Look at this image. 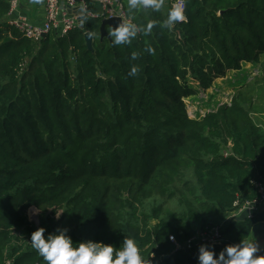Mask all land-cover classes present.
Listing matches in <instances>:
<instances>
[{
  "label": "trees",
  "instance_id": "trees-1",
  "mask_svg": "<svg viewBox=\"0 0 264 264\" xmlns=\"http://www.w3.org/2000/svg\"><path fill=\"white\" fill-rule=\"evenodd\" d=\"M10 1L0 0V264H45L30 241L39 227L117 250L133 239L145 264H198L201 244L219 255L250 240L264 216L247 226L226 220L264 182L255 87L202 119L189 116L185 99L198 93L191 82L206 90L242 62L261 61L264 0H181L184 20L170 27L180 0L129 8L138 31L122 45L91 18L33 41L7 21ZM222 222L223 244L176 247Z\"/></svg>",
  "mask_w": 264,
  "mask_h": 264
},
{
  "label": "clouds",
  "instance_id": "clouds-1",
  "mask_svg": "<svg viewBox=\"0 0 264 264\" xmlns=\"http://www.w3.org/2000/svg\"><path fill=\"white\" fill-rule=\"evenodd\" d=\"M36 5H42L43 0H32ZM129 8H151L159 11L163 0H128ZM184 20L183 7L172 8L165 22V27ZM152 25L148 26L150 31ZM147 34V32L145 33ZM137 35L133 24H121L109 33L114 45L130 44ZM151 51V49H149ZM133 68L131 74L135 75ZM56 218L59 219L60 214ZM44 227L37 228L30 237L32 247L41 256L45 264H145L140 249L133 239L125 238L123 247L117 250L112 244L94 240L74 242L66 227H57L45 235ZM260 246L256 240H242L238 244L226 246L219 255L207 244H201L198 249V264H264V255H259Z\"/></svg>",
  "mask_w": 264,
  "mask_h": 264
},
{
  "label": "built area",
  "instance_id": "built-area-1",
  "mask_svg": "<svg viewBox=\"0 0 264 264\" xmlns=\"http://www.w3.org/2000/svg\"><path fill=\"white\" fill-rule=\"evenodd\" d=\"M25 0H11L10 10L8 14V22L22 31L28 38L33 41H40L44 35L55 33L59 36H65L71 31L79 27V18L83 16L91 19H111L119 18L122 24H133L138 31V25L128 14L123 0H43L45 8V21L42 25L33 23L28 16L18 14L22 3ZM93 5H98V9H94ZM181 5L184 12L183 1L175 3V7ZM80 8V14H76L74 10ZM260 197L253 201L245 202L241 207L239 202L235 203L238 208L233 211L226 222L235 220L244 209L250 211V219L253 218L262 203H264V182L258 183ZM225 223V222H224ZM208 227L204 230H198L196 234L186 240V242H176L178 249H191L199 244L206 242L211 245H221L225 242L222 230L223 225ZM12 260H8L7 264H11ZM41 264V263H36Z\"/></svg>",
  "mask_w": 264,
  "mask_h": 264
},
{
  "label": "rangeland",
  "instance_id": "rangeland-1",
  "mask_svg": "<svg viewBox=\"0 0 264 264\" xmlns=\"http://www.w3.org/2000/svg\"><path fill=\"white\" fill-rule=\"evenodd\" d=\"M123 1L125 3L126 9H129L128 0ZM257 73L258 71L254 72L251 75L254 76ZM247 74L248 73L244 71L236 73L232 71L231 74L228 75V79L213 82L211 88L209 89L204 90L202 88H196L198 93L185 99L189 116L194 119L203 118L208 112L217 110L221 105L230 104L233 97L237 94L239 90L243 88L249 90L253 89L254 80L250 81L249 77L251 76L248 77ZM240 79H243L244 81H237ZM193 84H196V82H194ZM246 89H244L245 93H247ZM252 98V116L254 117L255 121L264 129V97H259L257 89H253ZM168 206L173 211L174 207H176V205L172 203ZM40 214V211L37 210L35 207H32L28 210L29 220L31 222L36 223L37 225H39ZM154 223L155 222H153V224ZM244 225L247 226L248 223L245 222ZM262 228L263 226L259 225L256 230H254V232L252 231V236L250 240H256L257 243L260 240H264V229Z\"/></svg>",
  "mask_w": 264,
  "mask_h": 264
},
{
  "label": "crops",
  "instance_id": "crops-1",
  "mask_svg": "<svg viewBox=\"0 0 264 264\" xmlns=\"http://www.w3.org/2000/svg\"><path fill=\"white\" fill-rule=\"evenodd\" d=\"M93 8L94 9H98L99 6L98 5H93ZM18 14H24L26 16L29 17V19L35 23V24H40L42 25L45 21V8H44V3L42 5H36L34 3H32V0H25L23 3H22V6L20 8V10L18 11ZM263 60V61H262ZM247 72V76H251L249 77L250 81L254 80L255 84L254 87L255 89H257V83L258 81H263L264 82V55L261 56V61L260 62H257V63H251V62H242L241 63V68L240 69H231V70H228L226 75L224 77H220L215 81H222V80H226L228 79V75L231 74V72ZM258 71V73L254 76H252L251 74H253L254 72ZM246 76V77H247ZM243 79H240V80H237V81H242ZM229 81V80H228ZM244 81V80H243ZM253 82V83H254ZM194 82H191L192 85H194V87L198 88L197 87V83L196 84H193ZM189 98V97H188ZM186 101V100H185ZM202 119V118H200ZM258 215H261V216H264V203H262L259 207V210L257 212ZM256 214V215H257ZM236 221V219H235ZM247 222V221H246ZM259 225H262L264 229V222L263 223H260V224H255L252 228V231L254 232V230H256V228L259 226ZM258 244L260 246V251H262L264 249V240H260L258 241Z\"/></svg>",
  "mask_w": 264,
  "mask_h": 264
},
{
  "label": "water",
  "instance_id": "water-1",
  "mask_svg": "<svg viewBox=\"0 0 264 264\" xmlns=\"http://www.w3.org/2000/svg\"><path fill=\"white\" fill-rule=\"evenodd\" d=\"M76 14H80V8H76L74 10ZM85 18L81 16L79 18V28H84ZM122 22L119 18H111V19H104L102 20L101 24V33L102 36H109L107 28H111V30H114L115 27L121 25ZM87 45L89 48L92 47L93 43V35L90 32L85 33ZM45 37V35H44ZM250 219V211L248 208L244 209L243 212L236 218V221L238 222H246ZM259 255H264V249L258 253Z\"/></svg>",
  "mask_w": 264,
  "mask_h": 264
}]
</instances>
